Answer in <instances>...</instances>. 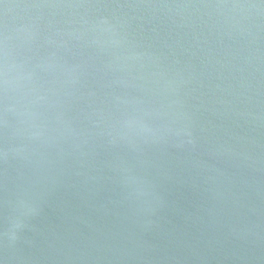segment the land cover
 I'll list each match as a JSON object with an SVG mask.
<instances>
[{
  "label": "water",
  "instance_id": "1",
  "mask_svg": "<svg viewBox=\"0 0 264 264\" xmlns=\"http://www.w3.org/2000/svg\"><path fill=\"white\" fill-rule=\"evenodd\" d=\"M0 264H264V0H0Z\"/></svg>",
  "mask_w": 264,
  "mask_h": 264
}]
</instances>
